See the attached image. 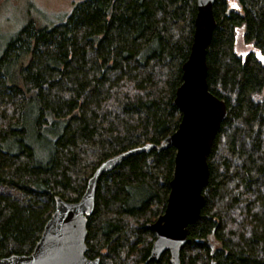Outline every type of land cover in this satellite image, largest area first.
<instances>
[{
  "label": "trees",
  "instance_id": "obj_1",
  "mask_svg": "<svg viewBox=\"0 0 264 264\" xmlns=\"http://www.w3.org/2000/svg\"><path fill=\"white\" fill-rule=\"evenodd\" d=\"M197 12V0H84L64 21L31 19L9 41L0 56V259L30 254L56 198L79 201L103 162L127 154L99 179L87 256L172 264L168 252L148 261L150 225L170 194L176 149L163 144L182 119L175 97ZM214 15L207 78L228 116L181 264H264V60L235 48L243 26L264 51V0H216Z\"/></svg>",
  "mask_w": 264,
  "mask_h": 264
},
{
  "label": "water",
  "instance_id": "obj_2",
  "mask_svg": "<svg viewBox=\"0 0 264 264\" xmlns=\"http://www.w3.org/2000/svg\"><path fill=\"white\" fill-rule=\"evenodd\" d=\"M215 1L197 0L194 40L183 63V81L175 97L182 119L163 144L176 149L174 175L165 211L150 225L156 238L148 261L159 260L168 252L172 264H181L188 227L199 218L205 203L203 190L210 177L208 155L228 116L226 101L210 90L207 78V52L216 26ZM125 155L103 162L79 201L69 202L58 196L55 210L33 251L0 259V264H100V258L87 256L88 216L95 207L99 179Z\"/></svg>",
  "mask_w": 264,
  "mask_h": 264
},
{
  "label": "rangeland",
  "instance_id": "obj_3",
  "mask_svg": "<svg viewBox=\"0 0 264 264\" xmlns=\"http://www.w3.org/2000/svg\"><path fill=\"white\" fill-rule=\"evenodd\" d=\"M84 0H0V56L12 38L33 19L42 24L60 23L70 15L75 5ZM235 48L245 56L254 51L264 60V51L245 40L243 26L237 29ZM42 158L45 155L42 154ZM2 191L11 192L6 188ZM15 194V192H14ZM18 196V194H15Z\"/></svg>",
  "mask_w": 264,
  "mask_h": 264
}]
</instances>
